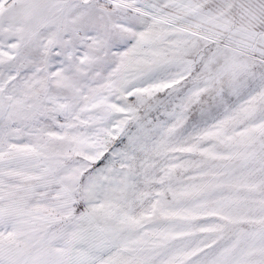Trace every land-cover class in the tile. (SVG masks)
I'll use <instances>...</instances> for the list:
<instances>
[{"label":"snow or ice","instance_id":"snow-or-ice-1","mask_svg":"<svg viewBox=\"0 0 264 264\" xmlns=\"http://www.w3.org/2000/svg\"><path fill=\"white\" fill-rule=\"evenodd\" d=\"M0 264H264V0H0Z\"/></svg>","mask_w":264,"mask_h":264}]
</instances>
